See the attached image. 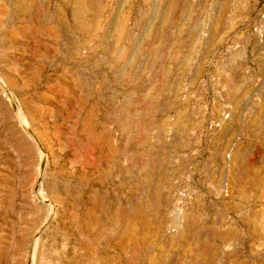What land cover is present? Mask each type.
<instances>
[{
    "label": "rangeland",
    "instance_id": "1",
    "mask_svg": "<svg viewBox=\"0 0 264 264\" xmlns=\"http://www.w3.org/2000/svg\"><path fill=\"white\" fill-rule=\"evenodd\" d=\"M15 1L0 264H264V0Z\"/></svg>",
    "mask_w": 264,
    "mask_h": 264
},
{
    "label": "bare ground",
    "instance_id": "2",
    "mask_svg": "<svg viewBox=\"0 0 264 264\" xmlns=\"http://www.w3.org/2000/svg\"><path fill=\"white\" fill-rule=\"evenodd\" d=\"M16 1L15 0H0V19L2 18H7L9 19L7 26H6V33L9 34V36H11L12 34V30H13V19H14V15H13V8L15 7ZM46 5V4H45ZM17 7V6H16ZM15 7V8H16ZM14 8V10H15ZM46 8V7H44ZM97 24V23H96ZM1 29V28H0ZM15 31V30H14ZM45 32V31H44ZM45 34L49 37L52 36L49 32H45ZM13 39V38H12ZM11 39V40H12ZM50 40V39H49ZM36 51V50H35ZM46 52V51H45ZM38 59V58H37ZM39 58V60L37 61L38 63V67L40 68V65L43 63V59ZM38 68V70H39ZM73 74V73H72ZM71 74V75H72ZM1 79V78H0ZM22 79V78H21ZM26 84V83H25ZM3 86V85H1ZM4 88V87H3ZM4 93H5V98H3L1 96L2 99V106L5 109V119L6 120H10L11 116L13 115V109H14V104L17 102L16 96L14 95L12 88L7 87L4 89ZM0 99V100H1ZM17 112V108L15 109ZM21 112V111H20ZM18 113V112H17ZM23 117V113L21 114ZM21 117V119H22ZM131 117V116H130ZM129 118V117H126ZM91 119V118H90ZM88 119V121H82V131L87 133L90 137L93 138V140L95 141V143L97 144V146L99 147V149L103 148L104 145L107 144V140H109V137L105 136L102 132H97L92 125L91 120ZM131 119V118H130ZM134 123V122H132ZM142 125L144 126V124L141 123H137L135 124V128H141ZM130 129V128H129ZM136 130V129H135ZM132 131V129H131ZM141 131V129H140ZM135 135V133H134ZM139 135V134H138ZM137 136V135H136ZM141 136V135H140ZM140 136H137L140 139ZM41 156V155H40ZM42 158V156H41ZM43 159V158H42ZM40 160V159H39Z\"/></svg>",
    "mask_w": 264,
    "mask_h": 264
}]
</instances>
